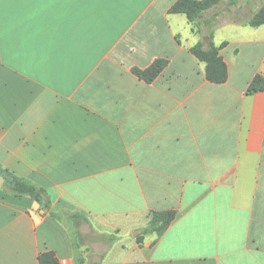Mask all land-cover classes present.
<instances>
[{
	"label": "crops",
	"instance_id": "0c3cea01",
	"mask_svg": "<svg viewBox=\"0 0 264 264\" xmlns=\"http://www.w3.org/2000/svg\"><path fill=\"white\" fill-rule=\"evenodd\" d=\"M176 1L0 0V165L49 201L0 175V264H264V24L245 23L263 0H220L198 32ZM210 39L223 83L190 52Z\"/></svg>",
	"mask_w": 264,
	"mask_h": 264
},
{
	"label": "trees",
	"instance_id": "16d2710c",
	"mask_svg": "<svg viewBox=\"0 0 264 264\" xmlns=\"http://www.w3.org/2000/svg\"><path fill=\"white\" fill-rule=\"evenodd\" d=\"M220 0H177L169 9L171 13H184L193 25V29L199 31L200 19L204 12L216 5ZM205 23L209 27L207 36L212 39L213 20H206ZM246 24L256 27L264 24V2L263 4L252 14L250 18L245 21ZM209 40L206 47L202 42H197L190 47V52L199 60L205 63V76L206 78L214 83H223L227 80V65L224 62L222 56L219 54V50L226 44L222 42L220 45H215L212 40ZM167 60L158 58L155 59L145 69L137 67L132 68V72L137 75L140 79L147 82L153 81L166 66ZM264 90V75H256L247 87V93H253L256 91ZM0 174L3 176L5 186L15 195H30L36 201L41 203L43 206L48 205V199L44 188L39 187L31 181L18 177L10 172L8 169L0 165ZM74 223L79 224L81 216L79 213L71 215ZM148 224L145 228L140 231L137 236V241L142 240L144 233L149 231H157L161 233L174 219V210L164 211H152L148 214ZM39 264H60V261L52 251H45L38 256ZM77 264H84V259L77 258ZM97 264V263H93Z\"/></svg>",
	"mask_w": 264,
	"mask_h": 264
},
{
	"label": "rangeland",
	"instance_id": "374dc122",
	"mask_svg": "<svg viewBox=\"0 0 264 264\" xmlns=\"http://www.w3.org/2000/svg\"><path fill=\"white\" fill-rule=\"evenodd\" d=\"M253 1H255V0H253ZM237 2H239V0L237 1ZM263 2H264V0H263ZM209 20L211 21V18H209ZM1 175V174H0ZM2 176V175H1ZM3 177V176H2ZM103 247H104V243H102V244H99V246H97L96 248H95V250H102L103 249ZM86 255V254H85ZM85 255L82 253V252H79V251H77L76 252V255H75V257H74V260H73V262H74V264H77V262L78 261H76V259L78 258L79 259V257L80 258H82V259H84V264H93L95 261V257H97L95 254H93V253H89V256L91 257L90 259L86 256V258H85Z\"/></svg>",
	"mask_w": 264,
	"mask_h": 264
}]
</instances>
